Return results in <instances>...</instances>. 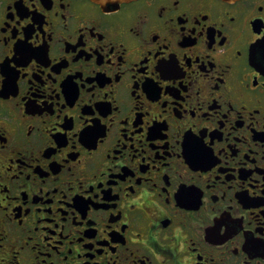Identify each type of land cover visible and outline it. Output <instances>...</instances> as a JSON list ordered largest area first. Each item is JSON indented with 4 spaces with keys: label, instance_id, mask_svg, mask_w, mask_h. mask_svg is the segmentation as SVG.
Masks as SVG:
<instances>
[{
    "label": "flooded vegetation",
    "instance_id": "obj_1",
    "mask_svg": "<svg viewBox=\"0 0 264 264\" xmlns=\"http://www.w3.org/2000/svg\"><path fill=\"white\" fill-rule=\"evenodd\" d=\"M264 0H0V264H264Z\"/></svg>",
    "mask_w": 264,
    "mask_h": 264
},
{
    "label": "water",
    "instance_id": "obj_2",
    "mask_svg": "<svg viewBox=\"0 0 264 264\" xmlns=\"http://www.w3.org/2000/svg\"><path fill=\"white\" fill-rule=\"evenodd\" d=\"M90 1H92L93 3H97L101 8L106 9L108 7H115L119 3L131 1V0H90ZM258 44L259 47L264 49V37L263 39H261V41Z\"/></svg>",
    "mask_w": 264,
    "mask_h": 264
}]
</instances>
